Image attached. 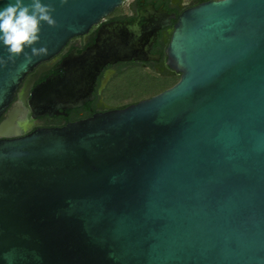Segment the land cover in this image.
<instances>
[{
  "label": "water",
  "instance_id": "1",
  "mask_svg": "<svg viewBox=\"0 0 264 264\" xmlns=\"http://www.w3.org/2000/svg\"><path fill=\"white\" fill-rule=\"evenodd\" d=\"M42 3L56 9L36 45L47 54L9 60L0 45V264H264V0L185 11L167 50L173 87L21 136L28 111L8 109L26 76L123 0ZM158 30L102 25L34 87L32 117L93 101L106 66L153 58Z\"/></svg>",
  "mask_w": 264,
  "mask_h": 264
},
{
  "label": "flooded vegetation",
  "instance_id": "2",
  "mask_svg": "<svg viewBox=\"0 0 264 264\" xmlns=\"http://www.w3.org/2000/svg\"><path fill=\"white\" fill-rule=\"evenodd\" d=\"M206 1L209 0H123L122 5L118 9L103 19L88 34L72 38L58 55L47 62L39 64L26 76L16 93L11 107L8 109V112L14 108L28 111L26 113L23 112L20 116L22 120V126H20L21 136H26L37 129L61 128L69 123L89 118L96 113L123 109L121 100L109 99L115 96L111 94L110 85L131 72L136 71L139 75V80L145 78L146 75L160 79L180 77V74L168 67L167 50L175 25L185 11ZM111 22H138L140 26L150 22L157 25L159 30L150 50L153 58L148 61L131 60L108 65L98 77L94 92L95 99L93 101L86 103L81 108L60 111L59 114L54 116L46 115L33 118L28 103L34 87L53 74H61L62 71L56 69L61 61L72 51L81 53L86 50L95 42L98 29L102 25ZM89 106L91 108H89L88 115L85 116L81 110H85ZM6 118L7 112L1 117L0 123Z\"/></svg>",
  "mask_w": 264,
  "mask_h": 264
},
{
  "label": "clouds",
  "instance_id": "3",
  "mask_svg": "<svg viewBox=\"0 0 264 264\" xmlns=\"http://www.w3.org/2000/svg\"><path fill=\"white\" fill-rule=\"evenodd\" d=\"M61 5L67 0H60ZM56 9L42 0H9L0 8V45L7 49L8 59L14 60L23 55L25 59L47 54L44 46L36 47L41 40L42 25L56 27L53 18ZM26 49H30V54ZM6 61L0 58V66Z\"/></svg>",
  "mask_w": 264,
  "mask_h": 264
},
{
  "label": "rangeland",
  "instance_id": "4",
  "mask_svg": "<svg viewBox=\"0 0 264 264\" xmlns=\"http://www.w3.org/2000/svg\"><path fill=\"white\" fill-rule=\"evenodd\" d=\"M138 73L136 71L129 73L127 76L122 77L116 81L118 93L117 96L110 97L112 100H123L130 96L143 97L148 93H152L161 88L160 84L147 85H137L139 80Z\"/></svg>",
  "mask_w": 264,
  "mask_h": 264
},
{
  "label": "trees",
  "instance_id": "5",
  "mask_svg": "<svg viewBox=\"0 0 264 264\" xmlns=\"http://www.w3.org/2000/svg\"><path fill=\"white\" fill-rule=\"evenodd\" d=\"M200 1H203V0H200ZM127 75H125V76H127ZM179 78L180 77H176V78H173V79H160V78H155V77L150 76V75H146L145 78L138 80L137 85H142L143 84V86L144 85L150 86V85H153V84L157 83V84L161 85V88L159 90H157V91L152 92V93H148L147 95H144L143 97L130 96V97L126 98V99H123V100L120 101L121 104H122L121 107L125 108L128 105H131V104H134V103H138L142 99L152 98V97L162 93L166 89H168L170 87H173L179 81ZM116 81L113 82L110 85V91L112 90L111 94L117 96V93H118V89L117 88L118 87L116 85ZM89 108H91V107L89 106L85 110H81V112H83L84 115L86 116V115H88ZM79 113H80V111H79Z\"/></svg>",
  "mask_w": 264,
  "mask_h": 264
}]
</instances>
